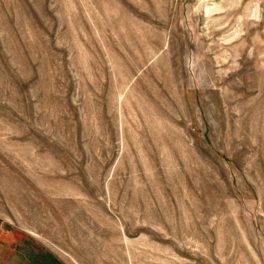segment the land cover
Here are the masks:
<instances>
[{
    "label": "rangeland",
    "instance_id": "rangeland-1",
    "mask_svg": "<svg viewBox=\"0 0 264 264\" xmlns=\"http://www.w3.org/2000/svg\"><path fill=\"white\" fill-rule=\"evenodd\" d=\"M0 264H264V0H0Z\"/></svg>",
    "mask_w": 264,
    "mask_h": 264
}]
</instances>
